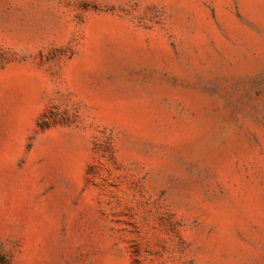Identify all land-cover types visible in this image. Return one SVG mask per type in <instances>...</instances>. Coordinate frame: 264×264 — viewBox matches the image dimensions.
<instances>
[{
    "label": "rangeland",
    "instance_id": "rangeland-1",
    "mask_svg": "<svg viewBox=\"0 0 264 264\" xmlns=\"http://www.w3.org/2000/svg\"><path fill=\"white\" fill-rule=\"evenodd\" d=\"M0 264H264V0H0Z\"/></svg>",
    "mask_w": 264,
    "mask_h": 264
}]
</instances>
